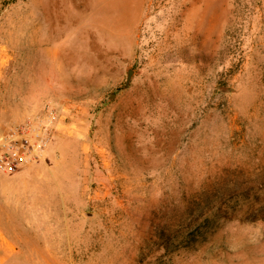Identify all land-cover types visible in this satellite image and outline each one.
Masks as SVG:
<instances>
[{
  "label": "rangeland",
  "instance_id": "rangeland-1",
  "mask_svg": "<svg viewBox=\"0 0 264 264\" xmlns=\"http://www.w3.org/2000/svg\"><path fill=\"white\" fill-rule=\"evenodd\" d=\"M48 109L0 264H264V0H0V132Z\"/></svg>",
  "mask_w": 264,
  "mask_h": 264
},
{
  "label": "built area",
  "instance_id": "built-area-1",
  "mask_svg": "<svg viewBox=\"0 0 264 264\" xmlns=\"http://www.w3.org/2000/svg\"><path fill=\"white\" fill-rule=\"evenodd\" d=\"M53 109L30 114L0 132V173L14 174L44 157L56 128Z\"/></svg>",
  "mask_w": 264,
  "mask_h": 264
},
{
  "label": "water",
  "instance_id": "water-1",
  "mask_svg": "<svg viewBox=\"0 0 264 264\" xmlns=\"http://www.w3.org/2000/svg\"><path fill=\"white\" fill-rule=\"evenodd\" d=\"M133 69H128L127 71V80H126V86L130 83L131 77H132Z\"/></svg>",
  "mask_w": 264,
  "mask_h": 264
}]
</instances>
